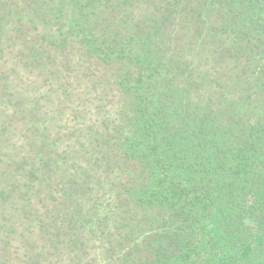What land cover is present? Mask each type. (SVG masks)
Returning a JSON list of instances; mask_svg holds the SVG:
<instances>
[{
    "label": "trees",
    "instance_id": "16d2710c",
    "mask_svg": "<svg viewBox=\"0 0 264 264\" xmlns=\"http://www.w3.org/2000/svg\"><path fill=\"white\" fill-rule=\"evenodd\" d=\"M0 264H264V0H0Z\"/></svg>",
    "mask_w": 264,
    "mask_h": 264
}]
</instances>
